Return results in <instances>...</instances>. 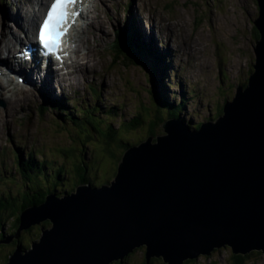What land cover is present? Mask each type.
<instances>
[{
    "label": "rangeland",
    "instance_id": "obj_1",
    "mask_svg": "<svg viewBox=\"0 0 264 264\" xmlns=\"http://www.w3.org/2000/svg\"><path fill=\"white\" fill-rule=\"evenodd\" d=\"M33 1L0 0V40L3 37L13 38L15 32L23 37L21 27L18 28L10 17L23 12L22 4L28 5L31 12ZM45 1L40 0L38 5H33L36 11L34 22ZM88 1L82 21L84 28L77 35L88 38L91 47H79L80 52H86V55L76 54L80 69L66 75H76L80 83L70 84L66 80L65 96L55 88L58 101H63L66 109H50L39 114L38 107L48 99L43 97V91L35 94L31 82L25 88L29 102L20 99L18 92L15 94L19 100L13 97L7 102L0 101V194L9 192L20 200L18 191L31 192L27 190L25 185L29 184L17 165V147L22 149L24 160L29 159L26 157L29 151L35 159H46V171L54 172L62 168L67 182L73 179L74 164L81 166L88 162L89 179L96 185L107 182L115 167V159L104 151L103 145H110L119 154V145H135L148 134L150 122L146 114L153 120L158 112L163 119H167L164 107L158 105L156 109L151 98L150 74L144 65L150 68L149 65L158 64V78L161 66H165V88L160 82L157 84L170 102L179 103L183 96L181 118L190 127L216 118L224 101L233 96L237 85L245 84L252 70L257 38L252 24L258 14L255 0ZM101 18L104 23L99 25ZM125 27L130 34L138 35L142 40L151 39L150 44L158 50L160 58L147 57L145 64H141L115 57L111 48L115 33ZM17 42L13 40L10 43L6 51L8 57H14ZM74 45L77 49V41ZM86 61L92 73L86 74L83 70ZM6 72L4 68L0 70V84L9 88L6 79L11 77ZM14 77L17 79L16 75ZM13 81L16 82L14 78ZM51 83L56 85L55 79ZM34 85H37L36 82ZM165 91H170L173 96L169 97ZM11 93L8 91L5 94ZM21 105L23 108L29 106V109L17 112ZM82 109H87L88 118L82 114ZM156 132L162 133L160 127L156 128ZM75 178L79 179L80 175H75ZM69 183L68 189L71 187ZM59 193L62 195L65 192L58 190L57 195ZM6 214L2 213L3 231L10 234L7 222L13 217L5 218ZM33 230L39 234L31 237L30 232L23 234L22 241L25 243L26 240L27 246L22 244V248L31 249V241L41 236L38 226H34ZM3 246L10 248L8 252H13L15 248L12 245ZM141 247L132 250L135 254L129 264H139L145 252V248L142 250ZM229 255L230 250L222 248L208 258L200 254L196 261L188 264H228ZM0 259L3 261V257L0 256ZM246 264H264V254L251 257Z\"/></svg>",
    "mask_w": 264,
    "mask_h": 264
},
{
    "label": "water",
    "instance_id": "obj_2",
    "mask_svg": "<svg viewBox=\"0 0 264 264\" xmlns=\"http://www.w3.org/2000/svg\"><path fill=\"white\" fill-rule=\"evenodd\" d=\"M255 1L252 70L221 113L199 128L167 119L161 134L124 150L109 183H82L27 207L5 243L51 225L7 264H109L139 246L164 264L222 247L264 253V0Z\"/></svg>",
    "mask_w": 264,
    "mask_h": 264
},
{
    "label": "trees",
    "instance_id": "obj_3",
    "mask_svg": "<svg viewBox=\"0 0 264 264\" xmlns=\"http://www.w3.org/2000/svg\"><path fill=\"white\" fill-rule=\"evenodd\" d=\"M253 29L255 31V36L258 37L257 29H255L254 26H253ZM129 32L130 31L128 30V28L125 27L124 29L117 31L115 33L116 38L115 40H113V43L111 46L112 53L115 57L118 56V58H126L130 60V62L131 60H133V62L135 63L139 62L141 64H145L144 60H148V58L150 57L156 60L160 58V54L158 50H154V48L150 44L151 39L149 40L148 43H145L144 42L145 40H142L138 35L135 36V34L133 33L130 34ZM137 36L139 37L138 39L136 38ZM149 66L150 68L144 65V67L148 70V74H150L149 77H150V82H151V88L149 92H150L152 100L155 102L154 104L156 106V109H158V105L161 107H164V111H166L167 119L177 118V119H180L186 122L184 119L181 118L182 111H180V109H183V102L185 101L183 99V96L181 97V102L179 103L170 102L167 96L161 91L160 87L157 84V82H160L162 88H165V86H163V78L165 77V66L163 65L161 66L160 78L157 77V73H156V69H158V64H152ZM165 93L169 97L173 96L170 91H168V93L165 91ZM182 93L184 94V92ZM221 108L218 110V114L221 113ZM50 109L57 111L61 109L65 110L66 107H65V104L63 103L51 102L48 106H45V107L39 106L38 113L44 114L47 110H50ZM152 110L154 111L153 108ZM82 111H83L82 114H84L87 117L86 115L88 113L87 109H82ZM57 115L60 117L59 111ZM97 118L99 117L97 116ZM167 119H163L161 115L157 112L153 120H151L152 122L149 124V131H148V134L145 136V138L148 135H153V136L158 135V133L156 132V127L159 126L161 130L160 125L162 124V122H164ZM102 122H105V121H102ZM186 124L189 125L188 122H186ZM199 126H200V123H198L195 126H191V128H199ZM94 128L96 129V127ZM106 140L110 141V139L108 138H106ZM140 141L141 139L138 141V143ZM129 146L131 145L129 144L119 145V147H121V153L118 154V152H115L116 150L113 147L111 148L110 145L109 146L103 145L104 151L108 153L110 157L115 159V167H113V172L111 173V177L108 180L109 182L111 181L110 179L111 178L113 179V177L116 174L117 163L120 160L124 150H126ZM31 152L29 151L26 153V157L29 159L24 160V156L22 155V149L20 147H17L15 150V155L17 156V165L19 166V170L22 171L24 178H26V183L29 184L25 186L27 190L31 192L24 193L23 190L18 191L17 194L20 197V200H18L15 196L11 195L9 192H4L0 194V256L3 257V261L0 259V263L3 262V264H7L9 255L12 253V251L8 252L10 250L9 247L3 246V245H12L13 247H16L18 245L22 246L23 244L26 247L27 246L26 240H25V243L22 241L23 234L30 232V235H29L30 237L31 235H36V234L38 235L39 233L33 230L34 226H38L40 230H41V227L50 226V221L48 219L44 220L39 225H32L29 228L21 230L18 238L12 239L8 243H5V240L8 239V237L16 234V231H17V228L20 222V214L22 213L23 210H25L27 207L31 205H37L43 202L46 199L48 194H51V193L57 194L58 190H62L63 193L67 192L68 194H70L73 188L75 189L76 185H79L82 183L96 185V183H94L87 176V174L89 173L88 170L90 168L89 166H87L89 162L81 166H77L78 164H74L73 165V179H70L67 182L65 178L66 176H65L64 170H62V168H57L55 169L54 172L53 171L50 172V170L46 171L47 160L46 159H43V160L35 159L33 158ZM75 175H80V178L76 179ZM69 181H71V183H69ZM108 181L103 184L109 183ZM68 183L71 185L69 189H68L69 187ZM101 185H96V186H101ZM3 212H7L5 218L7 216L13 217L11 221L7 222L8 226L11 228L10 234L3 231V225H4V218L2 219ZM144 248L145 246H142L140 249L144 250ZM222 248H227V247H222ZM222 248L214 249V251L220 250ZM213 252L211 253V255L213 254ZM260 253L261 252L251 251L250 253H247L245 255H241V254L237 255V254H232L230 251V255L228 258V264H246L251 257L260 255ZM134 254H135L134 251L129 252L127 255H125L122 258V260L120 259L113 260L109 264H129L132 262L130 258ZM261 254H264V253H261ZM208 257L206 256V258ZM194 261H196V259L185 260L182 264L193 263ZM142 264H164V262L161 257H158V258L151 257L150 259L146 260L145 254H143Z\"/></svg>",
    "mask_w": 264,
    "mask_h": 264
},
{
    "label": "bare ground",
    "instance_id": "obj_4",
    "mask_svg": "<svg viewBox=\"0 0 264 264\" xmlns=\"http://www.w3.org/2000/svg\"><path fill=\"white\" fill-rule=\"evenodd\" d=\"M39 1L40 0H34L33 1V4L31 5V8H32L31 12L28 10V5L22 4L21 8H23V12L18 13L17 15L16 14L11 15V17H10L12 22H14L18 28L21 27V30L24 33L23 37H20L18 32H15V33H13V38L3 37L0 40V70L2 68H5L11 74L14 73L18 77L24 75L23 77L26 79V83L23 84V83H19L14 76L8 75L11 77V79H6V82L8 83L9 88L0 84V101L1 102H4V101L7 102L8 100H10L13 97H17L16 99L19 100V97L15 94L16 92H18L21 95L20 99L29 102L30 98L26 94L27 89H25V88H27V84H29V82H31L35 88L34 93L36 94L38 91L39 92L43 91V97L48 99L47 102L41 103L40 106L45 107V106L49 105L51 102L63 103V101H58L59 97H57V94L55 93V88H57L59 90V93L61 95L65 96L64 95V93H65L64 82L66 80H68L70 82V84H73L74 82H76L78 84L80 83V81L78 80L76 75L66 76V75L70 74V72H76L80 69V64L77 62L78 56H76V54L86 55V52H84V53L80 52L79 47L82 45H85L88 48L91 47L88 38L79 37L77 35L84 28V25L78 21L74 25V32L72 34V40H71V56L69 58L70 62L67 66H65V71H62V72L53 71L52 72V70L49 69L48 66H42L36 58H34L33 61L30 62V64L26 65L25 63H22V62H16V59L14 57L10 58L6 55V51L8 50L10 43H12L13 40H16V41H23L24 40V42L30 41V35H31L33 24H34V17H36V11L34 8L35 6H33V5H38V3H40ZM94 7L96 8L97 4H95ZM85 15H86V12H83L80 15V18L82 20L85 19ZM102 23H104L103 18H101L99 25ZM91 24L93 27L96 26V25H94L93 21L91 22ZM74 37L76 39H74ZM76 41H77V49H74L75 48L74 42H76ZM89 65H91V64L89 63ZM83 70L85 71L86 74L93 72V70H91V68L87 67V61L84 64ZM17 72H20V73H17ZM13 78L16 80V82L13 81ZM53 79H55L56 85L51 83V81H53ZM34 82H36L37 85H34ZM37 82H39V83H37ZM30 89H32V87ZM8 91H12V93L11 94H5ZM1 106L3 108L5 107V105H1ZM28 109H29V106H26L23 108V106L21 105L17 109V112H20V111L26 112ZM0 123H1V119H0ZM48 227H50V226H48Z\"/></svg>",
    "mask_w": 264,
    "mask_h": 264
},
{
    "label": "snow or ice",
    "instance_id": "obj_5",
    "mask_svg": "<svg viewBox=\"0 0 264 264\" xmlns=\"http://www.w3.org/2000/svg\"><path fill=\"white\" fill-rule=\"evenodd\" d=\"M70 2L71 0H52L46 17L39 26V42L45 54L52 53L58 47L60 37L66 31H61V26L66 21V5Z\"/></svg>",
    "mask_w": 264,
    "mask_h": 264
},
{
    "label": "flooded vegetation",
    "instance_id": "obj_6",
    "mask_svg": "<svg viewBox=\"0 0 264 264\" xmlns=\"http://www.w3.org/2000/svg\"><path fill=\"white\" fill-rule=\"evenodd\" d=\"M142 249H143V248H142ZM142 262H143V255H141V260H140L139 264H140V263L142 264Z\"/></svg>",
    "mask_w": 264,
    "mask_h": 264
},
{
    "label": "clouds",
    "instance_id": "obj_7",
    "mask_svg": "<svg viewBox=\"0 0 264 264\" xmlns=\"http://www.w3.org/2000/svg\"><path fill=\"white\" fill-rule=\"evenodd\" d=\"M257 8H258V7H257ZM137 34H138V33H137ZM136 38L138 39L139 37L137 36ZM144 42H145V43H148L149 41L146 40V41H144Z\"/></svg>",
    "mask_w": 264,
    "mask_h": 264
}]
</instances>
